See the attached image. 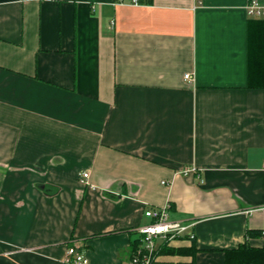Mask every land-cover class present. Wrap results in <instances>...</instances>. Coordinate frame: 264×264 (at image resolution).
<instances>
[{
    "label": "crops",
    "instance_id": "0c3cea01",
    "mask_svg": "<svg viewBox=\"0 0 264 264\" xmlns=\"http://www.w3.org/2000/svg\"><path fill=\"white\" fill-rule=\"evenodd\" d=\"M146 1L0 0V264H67L73 246L129 264L166 204L194 223L167 245L197 251L158 264H224L264 232L247 0Z\"/></svg>",
    "mask_w": 264,
    "mask_h": 264
},
{
    "label": "built area",
    "instance_id": "2783aa9c",
    "mask_svg": "<svg viewBox=\"0 0 264 264\" xmlns=\"http://www.w3.org/2000/svg\"><path fill=\"white\" fill-rule=\"evenodd\" d=\"M139 0H131L137 4ZM247 18L264 20V0H247L245 5ZM185 81H191L189 74L184 75ZM264 168V163H263ZM81 182L88 177V173L80 174ZM170 207L168 204L159 208H148L144 211V217L148 223L134 229L138 236L137 247L131 253L129 264H158L157 251L159 245L169 244L180 238L193 240V222L170 219ZM65 263L67 264H90L83 252L75 246L66 251Z\"/></svg>",
    "mask_w": 264,
    "mask_h": 264
},
{
    "label": "trees",
    "instance_id": "16d2710c",
    "mask_svg": "<svg viewBox=\"0 0 264 264\" xmlns=\"http://www.w3.org/2000/svg\"><path fill=\"white\" fill-rule=\"evenodd\" d=\"M142 1V0H141ZM146 3H150L147 0ZM247 42V87L264 89V20L249 19L246 24ZM264 232L248 229L244 241L236 248L223 252L224 264H264V246L256 248L249 244L250 239L261 238ZM194 241V240H193ZM188 249L172 248L163 243L159 245L157 255L162 254H193L197 250L194 243ZM135 241L133 250L137 247ZM132 250V252H133Z\"/></svg>",
    "mask_w": 264,
    "mask_h": 264
}]
</instances>
